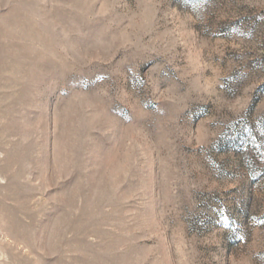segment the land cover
Returning <instances> with one entry per match:
<instances>
[{
    "label": "rangeland",
    "instance_id": "1",
    "mask_svg": "<svg viewBox=\"0 0 264 264\" xmlns=\"http://www.w3.org/2000/svg\"><path fill=\"white\" fill-rule=\"evenodd\" d=\"M0 264H264V0H0Z\"/></svg>",
    "mask_w": 264,
    "mask_h": 264
}]
</instances>
